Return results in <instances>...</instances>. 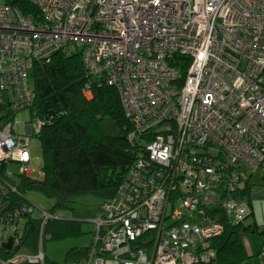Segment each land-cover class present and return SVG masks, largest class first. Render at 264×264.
Here are the masks:
<instances>
[{
  "label": "built area",
  "instance_id": "2783aa9c",
  "mask_svg": "<svg viewBox=\"0 0 264 264\" xmlns=\"http://www.w3.org/2000/svg\"><path fill=\"white\" fill-rule=\"evenodd\" d=\"M30 1L37 17L0 0V212L18 190L12 166L42 175L30 150L41 122L21 136L15 121L35 102L28 73L80 50L89 77L118 90L129 142L146 145L103 204L84 264L208 263L196 253L202 245L252 214L243 172H264V0ZM176 56L190 60L184 78L170 63ZM34 211L23 205L0 241L10 234L17 246ZM43 214L42 226L52 218ZM45 260L41 235L35 255L0 264Z\"/></svg>",
  "mask_w": 264,
  "mask_h": 264
},
{
  "label": "trees",
  "instance_id": "16d2710c",
  "mask_svg": "<svg viewBox=\"0 0 264 264\" xmlns=\"http://www.w3.org/2000/svg\"><path fill=\"white\" fill-rule=\"evenodd\" d=\"M8 2L25 16L37 17L39 14L30 0ZM189 61L176 56L170 63L179 68L184 78ZM33 71L35 102L31 112L42 124L36 135L42 149V175L39 174L40 180L20 175L17 180H8L18 190L5 200V213L0 212V231L8 230L15 221L14 215L23 205L36 208L26 197L29 192H38L54 202L48 213L53 218L42 226L43 217L37 218L35 211L23 216V220L20 219L22 234L19 244L7 250L6 244L0 241L1 261L20 252L36 254L41 235L44 250L48 238L63 241L85 235L81 222L54 216L66 210L73 211L71 205L80 194L93 193L103 203L113 199L130 168L140 158L142 148H146L139 140L129 142L127 133L132 130V125L125 116L118 90L106 84L100 85L97 79L89 77L82 51L61 50L40 60ZM87 90L90 97L85 94ZM3 117L0 111V120ZM107 121L111 123L112 134L108 131ZM249 177L244 180L242 195L250 204L256 185L250 182ZM247 233L262 237L264 226L244 223L236 226L226 222L223 235L207 241L196 253L208 254L209 262L206 264H244L250 259L244 246ZM2 237L7 241L11 235ZM93 237L94 230L92 240ZM90 247L70 249L66 252L64 264H82L88 259ZM45 264L60 263L46 256Z\"/></svg>",
  "mask_w": 264,
  "mask_h": 264
},
{
  "label": "rangeland",
  "instance_id": "374dc122",
  "mask_svg": "<svg viewBox=\"0 0 264 264\" xmlns=\"http://www.w3.org/2000/svg\"><path fill=\"white\" fill-rule=\"evenodd\" d=\"M29 82L31 88L34 87L35 78L34 71L31 70L29 73ZM15 121L17 122V134L23 136L29 132L26 131V124H35L38 121L35 113H32L29 109L21 111L16 114ZM109 133L112 134L110 129L111 123L106 122ZM32 166L36 171H41L43 166L42 161V149L40 141L34 135L31 136L30 143ZM20 168L18 166L11 167V174H13L14 179H18ZM244 177L247 178L250 173L244 171ZM33 179H41V176L38 172L34 173L32 176ZM262 181V174L260 170L253 173L252 183L257 185ZM27 199L33 203L36 207L34 215L37 218H42L45 213H49L54 202L43 194L38 192H29L26 194ZM102 199L93 193L83 194L76 196L71 208L73 211H63L55 215V218L64 219V220H75L82 223L83 231L85 235L79 238H70L63 241H52L48 238L45 244V254L51 261H56L60 264H64L66 258V252L72 248H88L90 247L92 241V232L94 230V222L102 214L103 204ZM253 223V219L248 218L244 224L250 225ZM246 238V234L244 239Z\"/></svg>",
  "mask_w": 264,
  "mask_h": 264
},
{
  "label": "crops",
  "instance_id": "0c3cea01",
  "mask_svg": "<svg viewBox=\"0 0 264 264\" xmlns=\"http://www.w3.org/2000/svg\"><path fill=\"white\" fill-rule=\"evenodd\" d=\"M260 172L262 174V181L254 187L255 189L251 194L250 206L252 214L250 217L253 219L252 224L264 226V172L261 170ZM252 176L253 174H250V182L252 181ZM244 246L250 256V259L244 264H264V257H261L264 246V235L261 237L257 234L247 233L246 238L244 239Z\"/></svg>",
  "mask_w": 264,
  "mask_h": 264
},
{
  "label": "bare ground",
  "instance_id": "6f19581e",
  "mask_svg": "<svg viewBox=\"0 0 264 264\" xmlns=\"http://www.w3.org/2000/svg\"><path fill=\"white\" fill-rule=\"evenodd\" d=\"M106 202H104L103 204H105ZM36 209V208H35ZM45 213V212H44ZM48 214V213H47ZM50 215V214H49ZM102 216H103V212H102V214L98 217V219H96V221H98L99 219H101L102 218ZM53 218V216H49V218ZM94 228H95V225H94ZM90 253L91 252H93V251H95L96 250V247H95V245H94V243H93V240L91 241V244H90ZM31 255H35V254H31ZM9 260V259H8ZM8 260H5V261H8ZM82 264H84V262L82 263Z\"/></svg>",
  "mask_w": 264,
  "mask_h": 264
},
{
  "label": "water",
  "instance_id": "95a60500",
  "mask_svg": "<svg viewBox=\"0 0 264 264\" xmlns=\"http://www.w3.org/2000/svg\"><path fill=\"white\" fill-rule=\"evenodd\" d=\"M11 247H12V238H10L9 241H8V243H6V245H5V248H6L7 250H10Z\"/></svg>",
  "mask_w": 264,
  "mask_h": 264
},
{
  "label": "flooded vegetation",
  "instance_id": "af4514ba",
  "mask_svg": "<svg viewBox=\"0 0 264 264\" xmlns=\"http://www.w3.org/2000/svg\"><path fill=\"white\" fill-rule=\"evenodd\" d=\"M32 176H33V175H32ZM32 176H31V177H32Z\"/></svg>",
  "mask_w": 264,
  "mask_h": 264
}]
</instances>
